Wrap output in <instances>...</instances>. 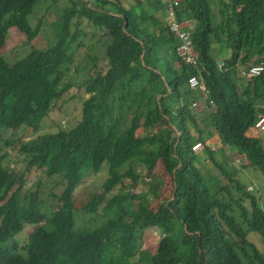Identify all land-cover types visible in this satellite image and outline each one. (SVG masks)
I'll use <instances>...</instances> for the list:
<instances>
[{
  "label": "trees",
  "instance_id": "1",
  "mask_svg": "<svg viewBox=\"0 0 264 264\" xmlns=\"http://www.w3.org/2000/svg\"><path fill=\"white\" fill-rule=\"evenodd\" d=\"M170 1L0 0V131L34 134L0 144V264H264V70L241 74L264 66V0H182L175 17L193 25L196 63L178 57ZM50 6L59 33L38 47L37 13ZM11 30L33 45L13 64L2 55ZM88 31L106 63L91 72L81 119L42 132ZM191 77L213 100L203 111ZM104 171L77 208L78 187Z\"/></svg>",
  "mask_w": 264,
  "mask_h": 264
},
{
  "label": "rangeland",
  "instance_id": "2",
  "mask_svg": "<svg viewBox=\"0 0 264 264\" xmlns=\"http://www.w3.org/2000/svg\"><path fill=\"white\" fill-rule=\"evenodd\" d=\"M130 1L131 2L129 3V5L133 3V0ZM58 12L61 11L56 6H50L49 10L44 8L38 10L37 15L44 17L41 36L35 42V45H38V47H43V48L47 47L51 43V40H53L54 36L56 35L55 33H59V31L56 28L58 24V22L56 21L58 17ZM35 23L37 24V20L34 21V24ZM184 24L187 25L189 30H191V28L193 27V25L187 21L184 22ZM92 36H93L92 33L88 31V37L86 38L85 47L78 48L76 45L73 46L72 51L75 55L77 64L79 63V69L77 68V70L73 69L71 71V78L69 79V81L71 80L70 83L73 84V87L68 93H66L63 96L61 100H59L55 104L48 117L41 122L42 132H53V131H58L59 129L70 130L74 128L80 121L82 102L84 101V99L89 97V95L86 93L85 86L92 74L91 72L94 70L95 64H98V66H100V64L104 65L106 63L103 41L98 43L97 39L92 38ZM32 47L33 45H30V43H28V40L25 35L18 33L15 30H11L8 36L6 47L4 48L2 55L10 64H13L17 60L28 54L31 51ZM216 47L217 48L213 49V53L217 57H219L220 55L217 54V51L221 52V48H223V46L217 45ZM94 56L96 57V59L95 60L91 59V57ZM224 56L226 55L224 54ZM22 134L27 135L25 137V140L28 139L29 136L34 135L30 129H26L25 132L22 129L18 135H15V133L12 130H7V131L1 130L0 140L2 139V141H0V144L4 143L3 140L17 138L19 135ZM210 144L215 150H218V145L215 144L214 139L210 140ZM200 151L202 152L203 149ZM11 153H12L11 158L13 160L12 161L13 163L14 161H16L15 159L17 158V156L16 153H14L13 151H11ZM204 157L205 158L207 157L206 153H204ZM219 158L221 159V157ZM238 159H240L241 160L240 162H242V158L238 156L236 157V161H235L236 164L240 163L238 162L239 161ZM205 161L210 162V160H208L207 158L205 159ZM157 171L159 170L157 169ZM241 173H243V175H245L247 178L251 177V174L248 172L247 169L242 171ZM106 177H107V173L106 171H104L100 174H97L96 176L90 177L84 182V184L80 185L74 195L75 206L77 208L82 207L81 205H83V203H85L86 200H88V198L90 197V193L99 192L100 191L99 188ZM147 181H149V179L146 180V183ZM158 181L161 183L162 187L164 188L167 197L170 191L169 175L166 173L162 174L161 177L158 178ZM142 189L143 188L140 187L138 189V192L141 191ZM251 189L256 191V187L254 185L250 188V190ZM261 193L264 194V190ZM114 212L117 213V210ZM28 231L29 229H27V232ZM20 238L22 239V241H24L26 238V233L24 232ZM256 243H259V239L257 238H256ZM22 245H24V242H22L20 246Z\"/></svg>",
  "mask_w": 264,
  "mask_h": 264
},
{
  "label": "built area",
  "instance_id": "3",
  "mask_svg": "<svg viewBox=\"0 0 264 264\" xmlns=\"http://www.w3.org/2000/svg\"><path fill=\"white\" fill-rule=\"evenodd\" d=\"M182 0H171L169 8L171 9L168 13V17L170 18L171 23V31L175 33L176 38L179 39L180 44L177 48V54L178 57L185 61L186 63H196V57L194 55L193 50V42L191 38V32L188 29L187 25L184 24V22H178L175 17V11L174 8L179 6ZM264 70V66L262 64L252 66L248 68L247 70H242L241 74L242 76L246 78H254L261 74V72ZM202 79L198 77H191L189 79V85L190 87L195 90H199L204 99V103L202 101H195L193 103V106L198 109L199 111H202L208 107V105H213V100L210 99V92L207 89L206 85L201 81ZM208 104V105H207ZM256 129L259 131H264V116H259V121L256 124ZM203 149V145L201 143H198L194 146V151H200Z\"/></svg>",
  "mask_w": 264,
  "mask_h": 264
},
{
  "label": "clouds",
  "instance_id": "4",
  "mask_svg": "<svg viewBox=\"0 0 264 264\" xmlns=\"http://www.w3.org/2000/svg\"><path fill=\"white\" fill-rule=\"evenodd\" d=\"M191 32V31H190ZM194 50V49H193ZM197 101H202L203 103H204V99L203 100H201V99H199V100H197ZM207 109V108H206ZM205 110V109H204ZM199 111V110H198ZM203 111V110H202ZM260 115H262V114H260ZM264 116V115H263ZM255 129H256V126H255ZM257 130V129H256ZM215 144H217L218 145V149L221 147V145H220V143H219V141H216L215 140ZM214 149V148H213ZM215 150V149H214ZM239 161L238 162H240L241 160L240 159H238ZM251 187H249V189H250Z\"/></svg>",
  "mask_w": 264,
  "mask_h": 264
},
{
  "label": "crops",
  "instance_id": "5",
  "mask_svg": "<svg viewBox=\"0 0 264 264\" xmlns=\"http://www.w3.org/2000/svg\"><path fill=\"white\" fill-rule=\"evenodd\" d=\"M215 140V139H214Z\"/></svg>",
  "mask_w": 264,
  "mask_h": 264
}]
</instances>
